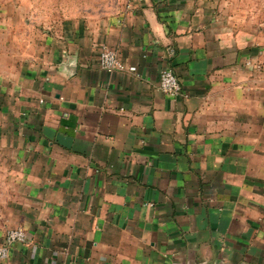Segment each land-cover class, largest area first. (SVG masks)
<instances>
[{
    "label": "crops",
    "instance_id": "obj_1",
    "mask_svg": "<svg viewBox=\"0 0 264 264\" xmlns=\"http://www.w3.org/2000/svg\"><path fill=\"white\" fill-rule=\"evenodd\" d=\"M126 5L89 21L0 0V243L27 237L0 264H264V21Z\"/></svg>",
    "mask_w": 264,
    "mask_h": 264
},
{
    "label": "rangeland",
    "instance_id": "obj_2",
    "mask_svg": "<svg viewBox=\"0 0 264 264\" xmlns=\"http://www.w3.org/2000/svg\"><path fill=\"white\" fill-rule=\"evenodd\" d=\"M53 3V0H43ZM57 7L68 8L69 11L80 12L89 21L98 18L111 19L122 14L127 0H54ZM211 3L213 16L220 25H224L234 32L249 29L264 21V0H207ZM46 12V11H45ZM62 15V10L56 11ZM43 30V28H42Z\"/></svg>",
    "mask_w": 264,
    "mask_h": 264
},
{
    "label": "built area",
    "instance_id": "obj_3",
    "mask_svg": "<svg viewBox=\"0 0 264 264\" xmlns=\"http://www.w3.org/2000/svg\"><path fill=\"white\" fill-rule=\"evenodd\" d=\"M166 60L173 57L174 51L168 49L166 52ZM99 67L102 71L109 74L114 72L126 71L125 65L120 61L116 51L107 47H102L99 55ZM134 72V68L128 69ZM159 90L162 94L176 98L180 95L181 87L178 79L174 75L170 67H165L160 71L159 75ZM27 242L26 233L21 228L11 229L6 232L0 243V260H6L9 256V248L15 243L24 244Z\"/></svg>",
    "mask_w": 264,
    "mask_h": 264
}]
</instances>
